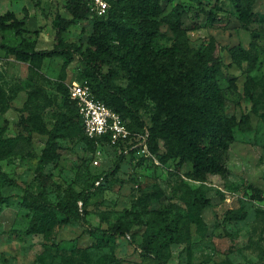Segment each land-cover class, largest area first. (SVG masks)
I'll return each instance as SVG.
<instances>
[{"label":"rangeland","instance_id":"obj_1","mask_svg":"<svg viewBox=\"0 0 264 264\" xmlns=\"http://www.w3.org/2000/svg\"><path fill=\"white\" fill-rule=\"evenodd\" d=\"M125 6L131 22L148 13L158 24L156 35L146 41L108 29L96 33V17L83 0H0V14L14 15L0 27V84L15 95L9 109L0 111V192L10 196L0 204V264H264V0L253 1L252 14L236 10L231 0H160L158 12L140 0ZM210 11L220 18L211 19ZM175 23L186 32L177 42ZM70 44L116 83L143 89L141 114L148 128H164L169 117L158 115L152 96H161V74L176 77L179 89L205 79L218 93V113L236 121L234 139L219 145L199 137L183 157L156 133L155 153L135 144L93 148L58 86L80 77L78 54L71 61L67 55L44 57L43 76L23 58ZM238 44L254 60L236 63L229 49ZM16 46L24 50L19 55L11 50ZM34 87L45 107L31 111L23 106ZM176 98L163 107L173 108ZM53 136L64 147L58 162L41 158ZM212 152L218 155L214 169L194 173V158ZM85 187L91 197L86 205L78 201L72 213H85L95 226L122 227L127 235L90 231L77 216L26 232L36 211L23 205V188L39 193L45 213L60 219L73 192ZM201 197L209 202H198ZM156 221L178 222L182 241L148 245L147 231Z\"/></svg>","mask_w":264,"mask_h":264},{"label":"trees","instance_id":"obj_2","mask_svg":"<svg viewBox=\"0 0 264 264\" xmlns=\"http://www.w3.org/2000/svg\"><path fill=\"white\" fill-rule=\"evenodd\" d=\"M109 8L105 15H96L94 22V32H98L101 29H108L115 33L119 37L128 35L136 36L140 39L149 41L152 36L156 35L158 24L154 19L146 13L141 17L139 23L131 22L130 18H126V3L129 0H108ZM131 2L137 0H130ZM148 10L159 11L160 0H140ZM200 1V0H198ZM254 0H231L236 10L241 13L252 14ZM83 2L87 3L85 0ZM90 8V7H89ZM9 16H14L13 12L8 11L5 14H0V27H6V20ZM209 17L213 20L220 18L219 15L209 12ZM73 22V19L69 23ZM20 23L23 25L24 21ZM174 30L177 34L175 41L185 36V30L177 23L174 25ZM62 27L57 30L58 38L61 37ZM256 47V45L254 46ZM15 53H22L24 50L19 46L12 47ZM233 60L242 64L243 59L252 57L251 51L244 48L241 44L234 45L229 49ZM72 53L78 54L81 63L84 67L80 77L76 78L81 81L87 80L97 98L103 100L108 106L119 112L126 120L128 127L132 132L146 133L148 132L147 145L150 151L157 152L158 146L155 142L153 135H158L165 140L166 143L171 145V149L175 150L177 155L185 156L191 153V143L195 142L199 137H208L215 141H218L219 145L227 144L234 139L233 127L236 125V121L232 117L225 116L218 113L214 106V101L218 96L217 91L207 87V81L201 79L195 84L186 89H179L176 85L175 78L170 80V75L161 74L159 76V82L162 85V89H157L158 95H152L158 104L157 113L160 116L163 112L169 114L167 118V125L164 128L153 127L148 128L145 124L144 117L141 114V108L144 103L143 89L137 85L123 86L116 83L106 72L101 70L95 59L92 56H85L78 47L74 45L56 46L51 49H39L37 51L27 52L28 56L23 58H30V68L33 69L38 75L43 76L41 65L44 57L51 55H67L71 61L74 57ZM221 60V58H219ZM3 72L0 73L2 75ZM59 88L64 94V104L66 105L70 114L75 116L79 121L81 129L87 138L90 145L93 148L98 147V141L96 139L89 138L85 132L83 126V120L77 103L70 98L69 88L67 83L61 81ZM15 95L8 94L4 85L0 84V111L6 112L11 101ZM177 96L173 108L169 109L163 107V102L168 103L171 97ZM44 96L41 91L34 87L28 91L27 98L24 102V109L31 111L34 108L45 107L43 103ZM175 109V112H174ZM245 119V115L243 116ZM35 119V118H34ZM161 128V129H160ZM107 143H104V145ZM115 146V145H111ZM123 146V145H122ZM130 146V145H129ZM117 147V146H115ZM63 145L58 143L55 136L48 139L46 146L42 151V160L58 162L62 153ZM122 148H125L124 146ZM217 153H210L205 158L195 157L193 160L194 173L197 175H203L208 171L214 169V161L217 159ZM119 167L116 166L111 169L112 173H117ZM4 177L7 175L2 171ZM23 205L29 209L36 211V216L30 222L27 233L43 232L47 224H53L56 222H70L73 217L77 216L85 225L86 229L97 232L101 235L115 236V235H127V230L122 227L103 228L90 224L85 213L75 215L72 212L76 209L78 201H83V204L88 203L91 197L92 190L90 187H85L81 191H74L71 199L65 205L63 209L64 216L58 218L56 215L45 213L47 208L46 203L42 201L39 193H34L28 188H23ZM257 195H261L260 192ZM9 195H4L0 192V204L8 201ZM196 202V200H195ZM198 202L208 203L209 199H199ZM174 225L166 224L162 221H156L150 225L147 231L148 245L162 248L169 245L172 242H181L184 235V230L175 222ZM161 264H168L161 261Z\"/></svg>","mask_w":264,"mask_h":264},{"label":"built area","instance_id":"obj_3","mask_svg":"<svg viewBox=\"0 0 264 264\" xmlns=\"http://www.w3.org/2000/svg\"><path fill=\"white\" fill-rule=\"evenodd\" d=\"M91 12L96 15H105L110 6L108 0H85ZM4 61L0 57V73ZM70 98L74 100L82 116L83 126L89 138L98 141V147L107 143L118 148L129 145H140L143 151L149 152L147 145L148 132H132L122 115L97 98L90 83L85 80L72 79L67 82ZM123 145V146H122Z\"/></svg>","mask_w":264,"mask_h":264}]
</instances>
